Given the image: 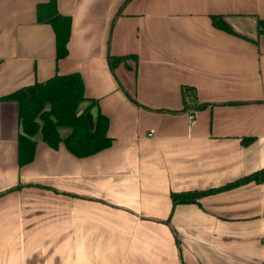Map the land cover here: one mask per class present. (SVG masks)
Masks as SVG:
<instances>
[{
    "label": "crops",
    "instance_id": "crops-1",
    "mask_svg": "<svg viewBox=\"0 0 264 264\" xmlns=\"http://www.w3.org/2000/svg\"><path fill=\"white\" fill-rule=\"evenodd\" d=\"M49 1L0 0V264H264V183L172 200L264 169V0H57L62 59L38 22ZM74 73L112 145L78 158L38 132L21 167L19 107L3 98ZM185 88L206 107L185 110Z\"/></svg>",
    "mask_w": 264,
    "mask_h": 264
},
{
    "label": "trees",
    "instance_id": "trees-1",
    "mask_svg": "<svg viewBox=\"0 0 264 264\" xmlns=\"http://www.w3.org/2000/svg\"><path fill=\"white\" fill-rule=\"evenodd\" d=\"M37 13L38 22L51 25L55 31L57 58H65L68 55L67 44L71 33V18L59 13L57 0L38 5ZM212 22L214 27L222 31L241 36L224 16H213ZM258 34L264 35V21L262 20L258 21ZM124 60V57H112L110 64L115 67ZM3 100L14 101L19 107L21 133L18 138V153L21 167L34 161L37 148L34 137L38 132L42 133L43 141L51 148L57 149L63 143L66 149L78 158L95 155L112 145V139L108 137L109 118L99 111L95 125L92 126L90 122L88 113L95 103L92 102L81 112L82 105L88 99L85 97L84 81L78 73L65 76L56 75L46 82L24 87L4 97ZM194 101V93L185 88V110L194 112L206 107V105H195ZM62 128L70 130L64 138L60 133ZM251 141L252 139H246L244 142L247 145ZM251 182L264 183V169L219 190L173 193V204L176 206L177 204L199 203V199L204 196Z\"/></svg>",
    "mask_w": 264,
    "mask_h": 264
},
{
    "label": "rangeland",
    "instance_id": "rangeland-1",
    "mask_svg": "<svg viewBox=\"0 0 264 264\" xmlns=\"http://www.w3.org/2000/svg\"><path fill=\"white\" fill-rule=\"evenodd\" d=\"M63 129H68V128H63ZM69 130V129H68Z\"/></svg>",
    "mask_w": 264,
    "mask_h": 264
},
{
    "label": "water",
    "instance_id": "water-1",
    "mask_svg": "<svg viewBox=\"0 0 264 264\" xmlns=\"http://www.w3.org/2000/svg\"><path fill=\"white\" fill-rule=\"evenodd\" d=\"M81 113V112H80Z\"/></svg>",
    "mask_w": 264,
    "mask_h": 264
}]
</instances>
